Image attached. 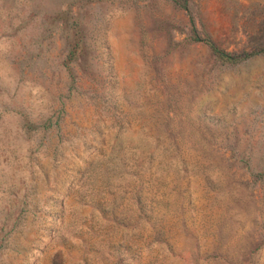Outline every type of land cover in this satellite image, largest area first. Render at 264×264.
<instances>
[{"label": "rangeland", "instance_id": "1", "mask_svg": "<svg viewBox=\"0 0 264 264\" xmlns=\"http://www.w3.org/2000/svg\"><path fill=\"white\" fill-rule=\"evenodd\" d=\"M187 5L0 0V264H264V0Z\"/></svg>", "mask_w": 264, "mask_h": 264}, {"label": "trees", "instance_id": "2", "mask_svg": "<svg viewBox=\"0 0 264 264\" xmlns=\"http://www.w3.org/2000/svg\"><path fill=\"white\" fill-rule=\"evenodd\" d=\"M172 1L176 3L178 6L182 7L186 12H189L187 0H172ZM188 20L190 22V35H189L190 40L204 42L205 44L208 45L211 52L219 59L228 62H235L250 54L249 52H245L242 55H238L225 50L224 48L216 44L205 31H201L200 33L197 31L193 22V18L190 14H188Z\"/></svg>", "mask_w": 264, "mask_h": 264}]
</instances>
